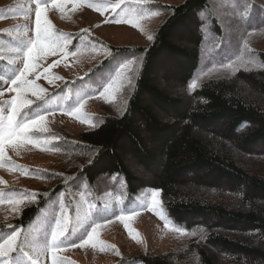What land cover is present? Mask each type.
Instances as JSON below:
<instances>
[{
	"label": "trees",
	"instance_id": "16d2710c",
	"mask_svg": "<svg viewBox=\"0 0 264 264\" xmlns=\"http://www.w3.org/2000/svg\"><path fill=\"white\" fill-rule=\"evenodd\" d=\"M158 6L167 15L149 44L107 42L110 53L104 59L64 78L29 108L33 113L55 102L69 107L80 89L87 94L100 87L116 62L138 58L133 89L119 113L93 112L91 124L75 137L59 128L43 132L35 145L53 152L45 165L12 162L19 181L29 184L2 187L1 208L24 203L9 221L0 216V240L35 228L38 240L47 243L50 208L62 193L88 190L97 209L108 193L115 210L127 207L139 197L138 187L147 185L160 192L164 210L186 228L189 243L163 253L123 255L108 264H264V48L252 46L253 35H264V0H181ZM224 11L234 16L233 34L241 33L242 40L226 39ZM0 35L15 42L9 33ZM67 38L75 54L93 51L87 35L74 31ZM203 65L206 71L224 70L193 86ZM11 66L0 53V83L11 76ZM158 72L172 73L178 83L162 86ZM155 143H161L159 149L149 146ZM127 152L148 169L147 178L127 165ZM65 199L71 218L73 198ZM63 237L70 247L79 241L68 229ZM20 247L31 254L24 244Z\"/></svg>",
	"mask_w": 264,
	"mask_h": 264
},
{
	"label": "rangeland",
	"instance_id": "374dc122",
	"mask_svg": "<svg viewBox=\"0 0 264 264\" xmlns=\"http://www.w3.org/2000/svg\"><path fill=\"white\" fill-rule=\"evenodd\" d=\"M179 1L181 0H0V32L9 33L11 39L15 41H4L0 35V53L13 67L9 74L11 76H5L4 78V81L8 82L0 83V92H3V95L0 96V121L6 123L7 118L11 115V104L5 103V101H11L16 93L8 90L14 87L9 78L14 77L15 74H18V70L23 68L26 59L24 45L29 39H35V11L41 4H47L44 15L51 22L52 30L58 37L56 54H41L37 57V69L27 76V80L34 87L25 93V98L31 100L32 103L27 105L20 115L15 117L16 121H20L22 116L29 114L32 119H35L34 113H39L45 117L42 125L43 130L34 129L29 135V141L21 143L19 146L9 142L2 144L0 191L4 186L17 183L29 184L28 180L22 181L21 179L19 181L20 173L12 169L14 166L12 162L31 161L35 165H45L51 158L53 152L43 153L35 145L39 143L41 137L45 136L43 132L59 128V130L67 131L75 137L80 129L91 124L93 112L102 108H109L108 110L111 112L119 113L120 108L125 106L126 100L133 89L138 74L136 69L138 58H127L116 62L106 78L101 80L100 87L93 88V91L87 94L80 89L75 103H70L69 107L60 105L59 102L56 105L55 102L49 107H45L44 103L33 113H30L29 108L50 90L57 87L64 78L80 75L88 70L92 63L104 59L110 53L106 45L107 42L116 45L149 44L152 39L150 40L148 37H154L167 15L164 11L159 10L158 4L178 3ZM54 3L63 5V10L54 6ZM117 4L119 7L114 8V5ZM150 5H152V8ZM233 17L231 13L228 14L224 11V15L220 18L228 31L226 32V39L233 37L240 41L243 39L241 33L233 34V29L236 26ZM117 21L121 22L117 23ZM128 21H133V23ZM74 31L87 35L90 43L93 44V51H82L90 54L77 55L75 50L69 48L67 36H69V32ZM253 39L255 43H252V46L264 48V35L255 34ZM60 46L65 48L66 54L59 51ZM122 64H127L131 68L130 72L127 68L124 69L131 77V83L117 78V74L122 71ZM45 69H47L46 74ZM202 69V73L199 74L200 77L196 78L194 85L199 86L205 80L220 77L222 72L219 71L224 70L209 69L206 71L205 65L202 66ZM217 72L219 73L217 74ZM157 74L162 86L168 87L173 82L178 83V79L172 73L158 72ZM110 84H114L116 91L106 97L102 96L101 93ZM63 100L66 102L68 100L67 96ZM81 103L83 104L80 109L81 115L77 116L75 112L77 108H80ZM43 109H48V111H43ZM32 141H36V143ZM146 142L149 144L151 140L147 138ZM160 144L155 143L154 146H149L152 149L155 147L159 149ZM260 144H262V147L264 146V143L260 142ZM124 156L130 168L136 171L137 174L148 177V169L141 167V164L133 157L132 153L127 152ZM153 190L160 194L157 189L150 188L147 185L138 187L139 197H136L127 207L122 205L115 210L112 204L113 199L108 193L100 197L102 201L99 204L101 205L99 209H97L94 199L89 196L88 190H83L84 192L71 191L72 193L68 194L62 193L58 199L52 202L53 205L50 208L53 219L48 234V242L44 244V241L38 240L37 233L39 230L34 228L26 232L27 234H21L19 245L20 241H24L25 248L31 252L30 255H27L31 258V262L52 264L51 234L57 230L58 220H63L66 231L67 229L72 231L76 240H79L78 243H75L76 246L70 247L64 243L59 244L57 256L63 259L59 260L58 264H108L114 258L123 255H141L146 250L163 253L174 246L188 244L189 240H187V234L185 233L186 228L167 215L162 206L160 195L157 196L158 203L155 207L152 206L151 196ZM69 194L72 196L75 205L74 215L71 218L68 214L65 199ZM118 195L116 198L119 199ZM20 205V203H15L5 205L4 208L0 207V216L9 221L11 214ZM106 208L109 209V213L105 212L100 215ZM61 210L65 214L63 218L61 217ZM121 216L131 217V219L121 220L119 218ZM97 225L99 227L97 228L95 242L80 246L81 240L87 239L86 234L91 232L92 228ZM85 226L88 227L86 230L84 229ZM83 229L84 232H79ZM8 235L5 234L0 243ZM60 239L63 242L67 240L65 237ZM10 255H13V253ZM25 260L29 259L25 258Z\"/></svg>",
	"mask_w": 264,
	"mask_h": 264
},
{
	"label": "snow or ice",
	"instance_id": "6c2138e0",
	"mask_svg": "<svg viewBox=\"0 0 264 264\" xmlns=\"http://www.w3.org/2000/svg\"><path fill=\"white\" fill-rule=\"evenodd\" d=\"M54 6L60 7L63 10V5L55 4ZM47 4H41L37 7L35 11V39H29L27 43L24 45L26 49V59L23 64V68L18 70V74H15L14 77L9 78L10 83L14 86L9 91H14L16 96L11 99V101H5V103L11 104V115L7 118V122L4 123L0 121V155L3 153L2 144L4 142L14 143L19 146L21 143H26L29 141V135L34 130L39 128L43 130L42 125L45 120L43 115L39 113H34L36 116L35 119L31 118V115L25 114L22 116L20 121H16L15 117L21 114V111L29 104L32 103L31 100L25 98V93L34 87V85L27 80V76L29 73L35 71L38 67L36 63L37 57L41 54H56L57 45L56 41L58 37L56 33L52 30L51 22L45 17V8ZM115 7H119V5H114ZM121 21H117L119 23ZM129 23H133V21H128ZM137 26H139L137 24ZM150 40L153 39L152 36L148 37ZM59 51L66 54V50L63 46L59 47ZM122 71L117 74V78L126 80L128 83H131V77L128 75V72L131 71V68L127 64L121 65ZM127 68L128 72H125L124 69ZM47 73V69H45V74ZM0 80H3V77H0ZM8 81H4L7 83ZM194 86V84H193ZM42 91V90H41ZM116 91L114 84H110L107 88H105L104 92L101 93L102 96H108L109 94ZM35 94V93H34ZM3 95V92H0V96ZM83 107L81 103L80 108L76 109L75 115L80 116V109ZM43 111H48V109H43ZM15 138V139H13ZM36 143V141H32ZM159 193L153 190L151 196L152 206L158 203L157 196ZM34 196V194H33ZM14 203H24V200L15 201ZM64 211L61 210V217H64ZM121 220H129L131 217H119ZM93 227L91 232L87 233V239L81 240L80 246H86L90 242H95L97 236V228ZM66 229L64 227V221H57V230L53 231L51 234V251H52V264H58L59 260L63 258L57 256L58 246L63 243V240L60 238L63 237ZM21 233L20 231H13L9 234L2 243H0V264H25V258L31 259L27 257L26 253H23L22 247L20 245L24 244V241H20V245L17 244V241L20 240ZM72 246H76L73 244ZM19 251L21 255L19 257H13L10 255L11 253Z\"/></svg>",
	"mask_w": 264,
	"mask_h": 264
}]
</instances>
